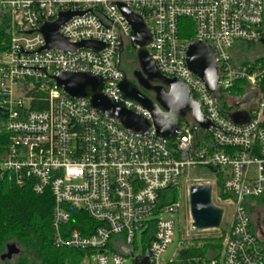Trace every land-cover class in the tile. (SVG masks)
Segmentation results:
<instances>
[{"label":"built area","instance_id":"1","mask_svg":"<svg viewBox=\"0 0 264 264\" xmlns=\"http://www.w3.org/2000/svg\"><path fill=\"white\" fill-rule=\"evenodd\" d=\"M117 3L144 16L158 70L189 88L211 124L208 130L188 116L172 141H162L154 128L146 137L135 136L91 108L88 99L70 98L55 86L57 73H92L105 80L108 99L122 101L118 86L131 27ZM66 12L82 15L60 27L62 37L105 48L38 52L45 47L38 30ZM0 16L9 18V48L0 53V178L51 196L56 246L86 251L82 264H92L91 259L139 264L146 258L149 264H172L182 241L168 263L163 258L173 243V216L181 204L165 203L161 193H179L184 181L205 169L211 179L198 177L197 184L212 186L223 212L231 210L230 226L217 229L225 232L220 263L264 264V101L259 91L264 68L254 61L236 63L232 55L238 43L264 41V0H0ZM182 19L193 23V38L180 36ZM193 42L215 52L217 93L188 68ZM238 83L258 93L245 125L235 124L221 103ZM125 105L151 120L141 107ZM72 210L91 219L89 235L66 230Z\"/></svg>","mask_w":264,"mask_h":264},{"label":"water","instance_id":"2","mask_svg":"<svg viewBox=\"0 0 264 264\" xmlns=\"http://www.w3.org/2000/svg\"><path fill=\"white\" fill-rule=\"evenodd\" d=\"M117 7L131 27L130 47L136 54L139 65V69L134 74L141 81L139 86L124 78L118 86L122 98L120 102L112 101L103 94L105 80L92 73L66 71L57 73L52 76L55 86L70 98L88 99L91 108L135 136L146 137L154 128L157 137L162 141H172L178 136L180 123L188 116L198 127L208 130L211 124L204 117L199 104L192 100L189 88L178 79L166 78L158 70L151 55L153 34L144 16L133 11L126 4L117 3ZM75 15H82V13H61L56 22H44L38 31L45 39V47L38 52L58 50L74 53L81 48L93 51L104 49L105 45L99 42L87 41L71 44L61 36L60 27ZM187 65L189 70L204 82L211 93L218 92L220 78L212 47L202 42H193L188 48ZM146 90L154 92V96H150ZM257 97L256 91L246 92L234 104V110L229 114L230 119L237 125L247 124L250 121L252 109L256 107ZM125 101L146 110L151 120L128 109ZM212 197L213 188L210 185L191 187L190 213L194 231L220 228L224 212L213 203ZM20 253L21 249L16 244L10 243L2 260L12 261ZM139 264H149L148 259L146 258Z\"/></svg>","mask_w":264,"mask_h":264},{"label":"trees","instance_id":"3","mask_svg":"<svg viewBox=\"0 0 264 264\" xmlns=\"http://www.w3.org/2000/svg\"><path fill=\"white\" fill-rule=\"evenodd\" d=\"M9 18L0 16V53L9 48L7 28ZM180 36L193 38L194 25L190 20L182 19L179 23ZM264 46V43H262ZM127 58H134V52L130 46L124 50ZM129 53V54H128ZM264 68V56L254 60ZM248 85L238 83L231 91L232 98H241L247 91ZM264 101V80L259 87ZM230 113L234 106L223 104ZM44 107L40 105L39 108ZM220 185V182H218ZM167 204L177 201V191L161 193ZM53 200L49 194L37 196L30 190L18 188L5 179L0 178V264H82L88 255L86 251L58 247L54 243L52 229ZM73 211V219L66 230L79 231L89 235L87 228L94 227L91 219L81 211ZM225 232L216 238H196L188 242L180 249L172 264H189L195 260L200 262L221 264ZM10 243L16 244L21 253L16 260H2Z\"/></svg>","mask_w":264,"mask_h":264},{"label":"rangeland","instance_id":"4","mask_svg":"<svg viewBox=\"0 0 264 264\" xmlns=\"http://www.w3.org/2000/svg\"><path fill=\"white\" fill-rule=\"evenodd\" d=\"M127 52L123 55L122 59V67L124 66L125 69H129V71L134 68L131 62L130 58H127L128 56L126 55ZM129 54V53H128ZM232 55L233 59L236 63H241L244 61H254L258 59L261 56H264V46L262 43H257L253 45H248L245 43H238L232 50ZM237 100L239 98H236ZM236 99L232 97H225L221 98V103L222 104H227L229 106H234L236 103ZM200 170V169H199ZM202 171H195L194 175L191 176L190 180L184 181L181 185L182 189L178 193V198L177 201L180 202L181 204V209L179 214H176L173 216V219L176 221V231H175V236L173 239V243L169 247L166 255L164 256V261L168 263V261L175 256V253L182 247L181 241L183 244V247L188 244V242L192 239L196 238H216L221 236V231L216 230V231H194L192 229V223L193 220L191 218V213H190V188L194 185H198L196 182V179L198 177H204L205 180H210L211 177L208 175V172L205 169H201ZM217 190L216 188H214ZM213 203L221 207L222 204L218 201L216 194H213ZM224 218L221 223L220 229L222 228H227L230 225H226L227 223L229 224L231 220V210L226 209L224 210ZM256 219V218H255ZM257 221V220H256ZM223 226V227H222ZM18 256H15L13 260H16ZM12 260V261H13ZM92 264H96L93 259H91ZM130 261H128L127 264H129Z\"/></svg>","mask_w":264,"mask_h":264},{"label":"flooded vegetation","instance_id":"5","mask_svg":"<svg viewBox=\"0 0 264 264\" xmlns=\"http://www.w3.org/2000/svg\"><path fill=\"white\" fill-rule=\"evenodd\" d=\"M131 62L134 68H132L130 71L129 69H125V67L123 66V73H124V78H127L130 82H132L133 84L139 86L140 84V79L138 77H135L134 74L135 72L139 69V65L137 62V58H136V54L134 53V58H131ZM152 85V84H151ZM154 86V84L152 85ZM146 92L150 95V96H154V92L146 90Z\"/></svg>","mask_w":264,"mask_h":264},{"label":"crops","instance_id":"6","mask_svg":"<svg viewBox=\"0 0 264 264\" xmlns=\"http://www.w3.org/2000/svg\"><path fill=\"white\" fill-rule=\"evenodd\" d=\"M236 101H237V99H236Z\"/></svg>","mask_w":264,"mask_h":264}]
</instances>
